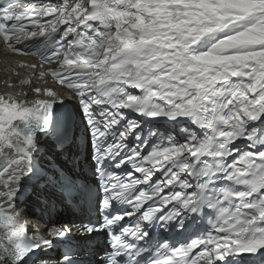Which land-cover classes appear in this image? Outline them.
I'll list each match as a JSON object with an SVG mask.
<instances>
[{
    "label": "snow or ice",
    "instance_id": "1",
    "mask_svg": "<svg viewBox=\"0 0 264 264\" xmlns=\"http://www.w3.org/2000/svg\"><path fill=\"white\" fill-rule=\"evenodd\" d=\"M0 55V264H264V0H0Z\"/></svg>",
    "mask_w": 264,
    "mask_h": 264
},
{
    "label": "bare ground",
    "instance_id": "2",
    "mask_svg": "<svg viewBox=\"0 0 264 264\" xmlns=\"http://www.w3.org/2000/svg\"><path fill=\"white\" fill-rule=\"evenodd\" d=\"M4 56L0 55V64L3 68L1 69V72L3 74L7 73V70L9 68H5L6 63H8L10 65V69L13 71V64L12 61L15 60L13 58H7L4 59ZM21 60L23 59H31V58H20ZM25 70V69H24ZM16 71L20 72L21 69H16ZM17 82L19 83V80H17ZM17 89H20L17 85ZM17 92V90H16ZM42 147H41V151H40V157H41V161L47 166L48 165V161H49V157L52 158V162L53 163H60L62 162V160L60 158L55 157L54 155L50 154V145L48 143H42ZM31 191V192H27V191ZM43 195V188L42 185H39L35 180L29 181L24 188V195L22 196L25 200H27L29 203L32 204L33 206V212L35 213V215L29 214L30 218H34L35 222L41 224L42 221L45 220V218H49L50 219V214L48 212L42 211V200H41V196ZM60 215H55L54 219H52V222H55L57 220H59L61 223H65L68 221H75L76 225L79 226V219L77 214H73L69 209L63 208V211L60 212ZM65 213V214H64ZM45 215H47L46 217H44ZM65 221V222H64ZM42 228V232H44L45 227L44 226H40ZM75 235H77V237L80 236L79 232H73ZM75 240L77 242H84V240H79L76 239ZM93 241V240H91ZM86 242V241H85ZM59 252L57 251L55 254L52 255H58ZM87 256V252L84 254Z\"/></svg>",
    "mask_w": 264,
    "mask_h": 264
}]
</instances>
